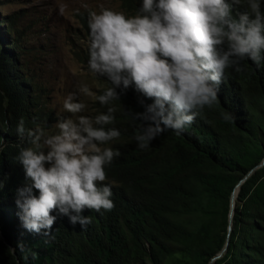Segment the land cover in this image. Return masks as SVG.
Wrapping results in <instances>:
<instances>
[{
  "label": "trees",
  "instance_id": "1",
  "mask_svg": "<svg viewBox=\"0 0 264 264\" xmlns=\"http://www.w3.org/2000/svg\"><path fill=\"white\" fill-rule=\"evenodd\" d=\"M123 1L120 42L79 16L101 149L68 187L30 165L53 116L0 24V264H209L244 178L212 264H264V0Z\"/></svg>",
  "mask_w": 264,
  "mask_h": 264
},
{
  "label": "rangeland",
  "instance_id": "2",
  "mask_svg": "<svg viewBox=\"0 0 264 264\" xmlns=\"http://www.w3.org/2000/svg\"><path fill=\"white\" fill-rule=\"evenodd\" d=\"M121 41L135 17L123 0H0V24L14 32L16 61L52 113L50 127L38 132L30 165L68 187L88 174L99 177L92 163L101 147L85 138L94 116L96 95L105 84L77 61L74 47L86 46L79 16ZM120 22V25H117Z\"/></svg>",
  "mask_w": 264,
  "mask_h": 264
},
{
  "label": "water",
  "instance_id": "3",
  "mask_svg": "<svg viewBox=\"0 0 264 264\" xmlns=\"http://www.w3.org/2000/svg\"><path fill=\"white\" fill-rule=\"evenodd\" d=\"M264 165V158L262 159L261 163L256 166L253 170H255L256 168H259L261 166ZM253 170L251 172H253ZM245 180V178L243 180H241L235 187L234 191L232 192L231 194V197H230V209H229V214H228V233H227V239H226V242H225V245L224 247L222 248V250L220 251V253H218L217 255H215L213 257V259L210 261L209 264H212V262L218 258H220L222 256V254L226 251V248H227V245H228V239H229V234L231 232V229H232V217H233V214H234V209H235V200H233V195L235 193V191L237 190V193H238V190H239V185ZM237 196V195H236ZM236 199V198H235Z\"/></svg>",
  "mask_w": 264,
  "mask_h": 264
},
{
  "label": "bare ground",
  "instance_id": "4",
  "mask_svg": "<svg viewBox=\"0 0 264 264\" xmlns=\"http://www.w3.org/2000/svg\"><path fill=\"white\" fill-rule=\"evenodd\" d=\"M236 195H237V190L235 191V193H234V195H233V200H235Z\"/></svg>",
  "mask_w": 264,
  "mask_h": 264
}]
</instances>
